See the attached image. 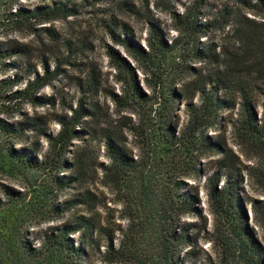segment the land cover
Masks as SVG:
<instances>
[{
	"label": "trees",
	"instance_id": "trees-1",
	"mask_svg": "<svg viewBox=\"0 0 264 264\" xmlns=\"http://www.w3.org/2000/svg\"><path fill=\"white\" fill-rule=\"evenodd\" d=\"M1 1L6 4V20L31 29L35 22L57 18L67 9L65 4L54 1L50 6L42 5L32 9L19 7L12 11L17 0ZM202 5L201 0H193V4L182 14L173 13L174 28L178 35L171 44L164 40L152 22L147 49L136 45L127 31L120 37L110 30L116 42L125 46L128 55L136 62V67L149 75L147 85L151 93L148 95L135 83L134 67L112 48L107 49L112 61L127 75L128 83L127 93L112 95L113 100L127 108L145 106L148 115L130 127L142 148L136 158L128 154L114 131L102 132L108 163L99 164V168L104 184L119 194L117 200L123 206V217L134 220V210L141 213L143 223L147 224L153 246L141 253L145 259L138 261L137 252L124 239L127 236L125 232L121 231L122 239L114 247L110 238L111 230L95 216L84 214L74 215L58 226L48 227L38 249H32L24 241L27 253L42 255L47 264H87L86 260L93 251L100 252L101 238H104L107 242L101 260L105 264L117 260L130 264H184V258L179 255L180 247L192 244L188 235L190 228L187 227L191 224H181V217L196 212L197 208L196 195L187 189V183L182 179L203 174L201 159L218 154L220 156L214 161L215 169L206 181L208 204L216 233L209 240L216 245L217 259L209 258L204 264H264V249L245 223L238 191L241 180L229 156L230 151L220 145V139L212 140L208 135L209 130L220 124V110L233 108L238 99L241 115L234 126V133L241 143L251 146L258 153L259 159L264 161V0H233L232 4L223 3L217 12L218 17L214 16L203 24L197 22ZM240 6L247 7L254 16L263 20L250 18L240 10ZM218 18L220 28L231 26L227 33L233 38V45L221 46L220 66L213 73L203 79L197 76L194 81L188 82L195 84L192 95L198 94L199 102L188 103L187 121L175 132L170 124L172 110L183 92L175 87L176 82L171 84L166 81L170 75L165 68L166 56L180 48L184 42L194 45L196 38L206 34ZM29 49L23 43L5 49L0 47V63L4 65V60L11 54L27 55ZM210 50L209 46L202 50L195 48L194 55L204 59L212 54ZM29 70L27 74H34L31 80L24 74H15L13 78L1 81L5 87L11 88L27 80L24 88L14 91L10 98L34 104L50 102L51 98L37 97L36 92L57 76L58 66L52 71L45 68L42 75L36 70ZM220 91L224 93L221 97ZM258 94L263 98L260 118H257L252 108L253 98ZM93 116L95 111L90 104H79L70 117L59 116L57 123L60 129L55 134L44 133L41 129L46 124V120L42 121L43 116H26L13 123L0 120V133L13 139L20 138L25 131L45 134L48 145L40 159L28 147L14 148L6 145L0 148L2 166L13 169L21 166L43 168L51 175L56 191L77 185L85 178V172L94 158L85 145L75 149L71 157L67 158L66 153L73 139L83 140L86 132H89L88 129L76 127L83 123V118ZM261 171L264 178V169ZM220 177H224L221 187ZM157 182L159 188L154 185ZM4 192L9 201L29 197L28 201L32 204H50L52 210L47 217L49 220H55L79 205L86 206L88 212H92L101 204L100 197L89 190L78 192L58 203L56 196L48 203L40 193L23 195L8 187H5ZM5 205L0 198L3 219L13 216L17 209V206ZM132 205L135 208L132 209ZM253 210L256 224L264 227V200L253 202ZM75 234L77 240L73 237Z\"/></svg>",
	"mask_w": 264,
	"mask_h": 264
},
{
	"label": "rangeland",
	"instance_id": "rangeland-1",
	"mask_svg": "<svg viewBox=\"0 0 264 264\" xmlns=\"http://www.w3.org/2000/svg\"><path fill=\"white\" fill-rule=\"evenodd\" d=\"M54 1L67 6L64 13L54 19L37 21L31 29L6 20L8 14L4 11L6 4L0 0V47L5 49L16 43H23L30 48L27 55L11 54L4 60V65L0 63V120L13 123L26 116H43L42 121L46 120V124L41 126V129L44 133L55 134L60 129V124L57 123L60 115L70 117L79 104L84 106L90 104L95 116L83 118V123L76 127L88 129L89 132H86L83 140L71 141L66 157H71L75 149L85 145L94 159L87 173L85 172V178L77 185L62 191H56L51 175L43 168L30 169L23 166L17 169L4 168L0 161V198L6 203L4 207L17 206L14 215L6 216V219H3V214L0 213V264H47L42 255L34 256L27 253L24 250V241H27L32 249H38L48 227L58 226L79 214L93 215L102 225L107 226L111 230L110 238L114 247H117L122 239L121 231L125 232L127 235L125 241L130 242L132 250L137 252L138 261H142L145 258L141 253L153 246L149 228L143 223L141 213L137 211L133 210L134 220L123 217V206L117 200L119 194L104 184L99 164L108 163L101 135L106 130H112L119 136L132 158L141 153L142 148L130 127L148 114L145 112V106H139L137 109L127 108L113 100L112 95L121 96L127 93L128 83L127 75L112 61L107 49L112 48L134 67L135 83L141 91L149 95L151 93L147 85L149 75L136 67V62L128 55L125 46L116 42L113 33L122 37L123 32L127 31L136 45L147 49L152 22L164 40L171 44L178 35L174 28L173 13L182 14L193 4V0H17L12 11L19 7L32 9L36 6H50ZM201 2L203 5L197 22L203 24L214 16L218 17L217 12L223 3L232 4L233 0ZM240 10L250 18L263 20L254 16L247 7L240 6ZM213 24L206 34L196 38L194 45L184 42L180 48L166 56L165 68L170 74L166 81L171 84L176 82L175 87L179 92H183L175 102L171 115L170 124L175 132H178L187 121L188 103L199 102V95H192L195 84L188 82L194 81L197 76L203 79L213 73L220 66L221 46L233 45V38L227 33L231 26L220 28V18ZM206 46L211 47L212 54L204 59L195 57L194 49L202 50ZM56 66L57 76L36 92L37 97L51 98L50 102L34 104L11 99L10 95L24 88L27 80L11 88L1 83L3 80L13 78L15 74H24L31 80L34 74L32 72L27 74V70H36L42 75L45 68L52 71ZM222 95L224 93L220 91V97ZM253 99L252 108L257 118H260L263 98L258 94ZM240 115L241 106L237 99L233 108L220 110V124L209 130L208 135L212 140L220 139V145H224L230 151L229 156L234 161L235 171L239 173L238 177L241 180L238 191L245 223L264 249V227L256 224L253 210V202L264 200V178L261 175L264 161L259 159L258 153L251 146L237 139L234 126ZM6 145L14 148L28 147L38 159L48 147L45 134L31 131H25L17 139L0 133V148ZM219 156L213 154L202 158L203 174L195 178L182 179L187 183V189L196 195L197 208L196 212L181 217V224H191L187 227L190 228L188 235L192 244L180 247L179 255L180 258H184V264H204L209 258L217 259L216 245L209 240L214 238L216 233L208 204L206 181L213 173L214 161ZM223 183L224 177H220L219 186L221 187ZM154 185L156 188L160 187L159 182ZM5 187L23 195L40 193L48 203L55 196L58 203L78 192L89 190L100 197L101 204L92 212H88L86 206L79 205L63 216L49 220L47 217L52 210L50 204H32L28 201L29 197L9 201L4 192ZM33 189L35 191L31 192ZM73 237L77 240V234ZM106 242V239L101 238L100 252L93 251L86 260L87 264H105L101 260V253L105 250ZM112 264L130 263L117 260Z\"/></svg>",
	"mask_w": 264,
	"mask_h": 264
}]
</instances>
